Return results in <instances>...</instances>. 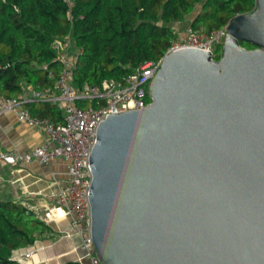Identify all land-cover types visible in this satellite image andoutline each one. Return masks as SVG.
<instances>
[{"label":"water","instance_id":"water-1","mask_svg":"<svg viewBox=\"0 0 264 264\" xmlns=\"http://www.w3.org/2000/svg\"><path fill=\"white\" fill-rule=\"evenodd\" d=\"M148 97L98 129L101 264H264V0L228 25L219 59L166 54Z\"/></svg>","mask_w":264,"mask_h":264},{"label":"trees","instance_id":"trees-1","mask_svg":"<svg viewBox=\"0 0 264 264\" xmlns=\"http://www.w3.org/2000/svg\"><path fill=\"white\" fill-rule=\"evenodd\" d=\"M256 1L74 0L71 8L64 0H0V95L21 99L25 86L39 92L55 90L57 81L49 75L54 72L58 77L63 70L53 46L58 39L70 35L81 51L72 85H101L162 60L178 37L176 25L185 23L198 7L190 27L204 26L211 32L254 12ZM242 46L254 49L247 43ZM40 103L43 109L37 118L63 122L60 105ZM49 232L52 226L35 212L0 197V264H22L15 254L33 247Z\"/></svg>","mask_w":264,"mask_h":264},{"label":"built area","instance_id":"built-area-1","mask_svg":"<svg viewBox=\"0 0 264 264\" xmlns=\"http://www.w3.org/2000/svg\"><path fill=\"white\" fill-rule=\"evenodd\" d=\"M74 7V0H64ZM72 18V16H71ZM228 26L220 31H207L204 26L189 27L183 35H178L166 54L181 50L194 49L211 54L214 58L218 46L224 42ZM57 60L63 70L56 77L50 72V78L56 79L57 96L40 98L46 102L58 103L64 113V121L56 124L50 119L34 117L27 105L26 98H4L0 95L2 112L13 113L20 123L41 127L48 141L31 154H20L5 150L0 140V166L17 167L37 161L41 165L63 159L69 162L68 181L64 188L53 195V206L46 216H63L70 220L73 229L83 238L82 249L86 252L89 264H101L92 244L91 187L93 173L91 156L97 143L100 125L111 115H121L143 110L149 103L148 87L161 68L162 60L150 62L125 76L123 80H106L101 85H85L76 88L72 85L73 71L81 51L76 48L69 35L54 43ZM165 54V55H166ZM86 103L87 107L79 104ZM42 219V218H41ZM46 222V220L43 218ZM33 252L22 256V263L31 260Z\"/></svg>","mask_w":264,"mask_h":264},{"label":"crops","instance_id":"crops-1","mask_svg":"<svg viewBox=\"0 0 264 264\" xmlns=\"http://www.w3.org/2000/svg\"><path fill=\"white\" fill-rule=\"evenodd\" d=\"M41 95L54 97L58 92L56 89L39 92L32 86L24 88L23 98L31 100L27 107L34 117H38L37 114L43 109L40 102H46L40 98ZM62 116L64 121V113ZM0 140L5 150L31 154L47 143L48 136L41 127L20 123L13 113L2 112L0 108ZM69 166V162L63 159L49 165L34 161L17 167L0 166V197L32 210L44 218L53 230L33 247L16 253L14 257L17 260H22L27 252H33L27 264H64L72 258L84 264L88 262L82 249L83 238L73 229L70 220L63 216L53 219L44 217L53 206V195L67 184Z\"/></svg>","mask_w":264,"mask_h":264},{"label":"rangeland","instance_id":"rangeland-1","mask_svg":"<svg viewBox=\"0 0 264 264\" xmlns=\"http://www.w3.org/2000/svg\"><path fill=\"white\" fill-rule=\"evenodd\" d=\"M201 7H198L197 10L192 14L190 15L189 17H187L186 19V22L183 23V24H177V32H178V35H183L185 33V31L190 27V24H191V21L196 17L197 13L200 11ZM223 44L224 42L222 43L221 45V48H220V52L223 48ZM44 213V212H43ZM44 216V215H43ZM45 218H47V216L45 215L44 216ZM52 218V217H51Z\"/></svg>","mask_w":264,"mask_h":264}]
</instances>
